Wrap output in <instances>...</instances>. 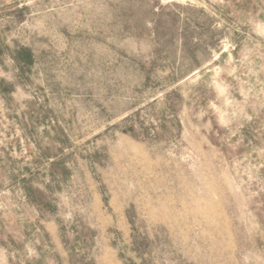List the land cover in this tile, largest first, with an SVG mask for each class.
I'll list each match as a JSON object with an SVG mask.
<instances>
[{
	"label": "rangeland",
	"instance_id": "374dc122",
	"mask_svg": "<svg viewBox=\"0 0 264 264\" xmlns=\"http://www.w3.org/2000/svg\"><path fill=\"white\" fill-rule=\"evenodd\" d=\"M0 264H264V0H0Z\"/></svg>",
	"mask_w": 264,
	"mask_h": 264
},
{
	"label": "built area",
	"instance_id": "2783aa9c",
	"mask_svg": "<svg viewBox=\"0 0 264 264\" xmlns=\"http://www.w3.org/2000/svg\"><path fill=\"white\" fill-rule=\"evenodd\" d=\"M162 4H171L174 3L176 0H159Z\"/></svg>",
	"mask_w": 264,
	"mask_h": 264
}]
</instances>
